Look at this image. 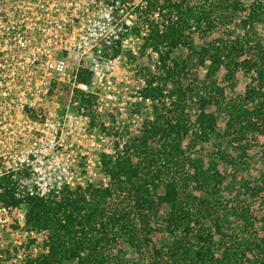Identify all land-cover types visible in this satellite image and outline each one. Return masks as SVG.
Returning <instances> with one entry per match:
<instances>
[{
  "label": "built area",
  "instance_id": "1",
  "mask_svg": "<svg viewBox=\"0 0 264 264\" xmlns=\"http://www.w3.org/2000/svg\"><path fill=\"white\" fill-rule=\"evenodd\" d=\"M145 8V0H0V195L13 187L21 199L0 200V264L48 252V231L28 224L25 198L112 187L107 160L137 152L145 128L161 121L165 97L148 92L161 62L146 44Z\"/></svg>",
  "mask_w": 264,
  "mask_h": 264
},
{
  "label": "trees",
  "instance_id": "2",
  "mask_svg": "<svg viewBox=\"0 0 264 264\" xmlns=\"http://www.w3.org/2000/svg\"><path fill=\"white\" fill-rule=\"evenodd\" d=\"M145 3L146 14L149 11H158L157 19L151 18L149 21L150 33L146 44L155 49L161 46L163 49L159 66L161 73L158 76L161 82L148 92L151 95L156 92L159 96H164V90L168 88L167 83L170 82L171 87L166 92V96L172 99L168 112L170 114L174 112L175 115L169 114L167 117L166 113H161L159 115L161 121L158 122L156 119L145 128L141 140L134 144V148L137 149V153L134 154L137 156L136 159L134 155L125 153L109 164L106 171L111 176L112 187L89 185L85 189L65 188L58 200L25 198L28 224L48 231L47 254L40 259L30 260L28 264H63V261L72 260H76V264H118L111 262L105 252L109 242L116 240V233L109 229V225L115 226L119 233H126L129 244L140 250V245L135 243L136 218L129 217V214L135 213L139 217L143 223V228L140 229L144 240L150 241L148 235L152 227L144 211L154 205L164 204L167 207L165 223L166 230L171 235L178 230L185 233L190 231L189 222L194 220L191 218L196 213L195 210L209 216L217 212L213 200L193 194L187 191L186 187H178L171 180L174 179L175 172L179 174L184 170L181 141L189 132L183 116L188 98L194 100L199 108L194 121L196 125L194 137L200 140L207 139L211 132L217 129L216 116L213 112L206 111L207 106L224 110V114L228 116L224 134L233 133L234 140L242 139L248 129L255 131L259 128L257 118L263 114V103L259 101L251 108L246 104H235L231 100L226 101L222 107L224 86L214 80V76L221 69L225 71L224 79L228 80L234 77L240 67L249 69L252 63L249 54L255 55L257 57L255 59L264 60V50L257 43L251 47L247 34L236 35L226 41L216 37L201 44L198 57L203 64L204 58L208 60L206 78L209 79L201 86L195 85L194 81L191 85H183L181 77L185 61L181 63L170 59V52L177 47L186 48L191 53L195 52L194 40L200 38L198 31L202 32V37L209 34L217 28V21H220L227 11L233 16L242 12L243 15H238L239 24L242 28H252L255 22L264 16V0H251L246 6L241 0H145ZM216 11L218 17L212 16ZM231 34L232 32H229V35ZM255 59L252 64H256ZM263 75L261 70H257V76L263 83H260L259 87H248L244 95L246 99L250 101L254 98L264 99ZM173 95L175 97H172ZM150 143L158 144L159 148L152 147ZM185 161L190 162L192 166V172L188 173V176L194 183V190L216 198L222 186V173L215 166L204 168L196 159ZM228 161L233 163L232 159ZM165 175H168V179L163 177ZM261 184L256 186L254 183L246 182L242 188L244 192L254 196L264 190V180ZM114 187L115 191L128 194L131 205L129 210L121 213L114 211L108 217L102 205L112 196ZM158 187H161L162 191L154 193ZM12 188L2 193L0 200L6 204L17 205L21 199L13 196ZM236 190L239 193V189ZM86 192L90 200L87 199ZM228 208L227 205L223 206L225 211L217 215L215 223L220 220L226 222ZM237 208L235 207V210ZM239 210L240 212L235 214L242 232L237 239V249L242 256H246L247 251L254 250L263 253L264 256V233L259 235L254 228L249 207L240 206ZM216 227L222 237L228 235L227 230H222L221 225L216 224ZM243 230L248 233L247 237H244ZM196 237L194 243L181 239L172 241L166 250L168 260L174 264H211V259H214L213 264H218L222 260V264H227L225 260H229L227 259L229 251L224 252L222 259L214 258L211 249L214 238L212 232H208L206 238L198 234ZM153 248L159 253L157 246L154 245ZM234 262L236 263V260Z\"/></svg>",
  "mask_w": 264,
  "mask_h": 264
},
{
  "label": "rangeland",
  "instance_id": "3",
  "mask_svg": "<svg viewBox=\"0 0 264 264\" xmlns=\"http://www.w3.org/2000/svg\"><path fill=\"white\" fill-rule=\"evenodd\" d=\"M134 1L136 2L137 0ZM241 2L246 6L251 0H241ZM150 12L151 11H149L148 14ZM216 13L217 11L213 12L212 16L218 17ZM240 14L243 15L241 12L238 13L237 16H233L230 14V11H227L226 15L221 17L220 21H217V18L215 19V21H217V28L210 31L209 34H205L206 36L204 35L202 37V32L198 31L200 38L194 40L195 52L191 53L188 49L183 47L174 48L170 52V59H175L181 63L185 61V64L183 65L185 69H182L183 76L181 77L183 85H191L192 81H194L195 85L201 86L202 83L205 85V81L209 80L206 78L208 60L204 58L203 64L198 57L199 47L207 40L219 37L221 41H226L232 39L236 35L244 36L247 34L250 39L249 44L251 47L257 43L258 46L264 50V16L259 21L255 22L253 27L249 29L248 27L242 28L239 24L238 15ZM151 18L152 17H149L148 15V18H145V22L150 23L149 21ZM229 32H232V34L229 35ZM162 50V47L158 46L157 51L160 53V57L163 54ZM251 56L253 58H251ZM248 57L251 59L250 61L252 63L253 59L257 58L252 54H249ZM144 60L146 63H150L153 58L149 55L148 57H145ZM161 60L162 58H160V62ZM255 62L256 64L251 63L249 65V69L240 67L236 71L234 77L230 80L224 79L225 71L221 69L214 76V80L221 86H224V97L222 98L221 103L222 107L226 101L231 100L235 104H246L251 108L259 101L263 103V114L257 118L259 125L257 130L253 131L248 129L245 131V136L242 139L234 140L233 133L228 135L224 134L228 119V116L224 114V110L218 109L215 106H207L206 111H211L216 116L217 129L216 131L211 132L207 139L200 140L194 137L196 131L194 121L196 113L199 111H197V109H199L198 105L196 106L194 100L188 98L184 106L183 116L186 120L185 123L189 128L188 134L183 137L181 141V148L184 151V154H182L181 157V160L184 162V170H181V173L179 174H176L177 172H175L174 179L171 180L178 187H186V190L193 194L213 200L217 212L212 213L209 216L195 210L196 213L192 215L191 218L194 220L189 222L190 231L185 233L182 230H178L171 235L166 230L165 218L167 207L164 204L157 206L154 205L151 209L144 211L147 217H149L150 225L152 227L151 232H149L148 235L150 241L144 240L142 229H140L143 228L142 221L139 220V217H137L135 213H131L129 214V217L136 218L135 235L137 238L135 243L140 245V250H137L135 246L129 244L126 233H119L115 226L109 225V229L116 233V240L109 242L105 250L107 257L111 262H117L118 264H174V262L168 260L166 254L167 247L172 241L181 239L182 241H191L194 243L197 240V234L206 238V234L212 232L214 238L212 240L211 249L214 253V258L222 259L224 252L229 251L230 257L228 255L229 258L227 257V259L230 261L225 260L227 264H264L263 253H257L256 250H254L252 252L247 251L246 256H242L237 249L238 245L236 244L238 243L237 239H239V234L241 235L242 232L241 226L237 224L239 220L235 214V212H240V206L250 208L254 228L257 229L259 235L264 233V190L251 196L247 194V192H244L242 188L246 182L261 186V182L264 180V99L261 100V98H254L253 101H250L244 97L248 87H259L260 83H263L257 76V70H261L264 74V60L255 59ZM170 85V82L167 83L168 88L171 87ZM167 89L164 90V93L167 92ZM262 90L264 91V84ZM163 97H165V99L161 104L159 115H161L160 113H166L167 117H169L170 113L168 111L170 110L172 99L167 96ZM172 97H175V95ZM170 115L175 114L172 112ZM158 117L160 118V116ZM139 138H142V136H139ZM150 144L154 148H159L158 144ZM135 153L137 152L132 153V155ZM134 156L136 159L137 156ZM120 157V155L118 157H112L107 160L106 164H112L116 158ZM188 159H196V161L204 168L215 166L222 173V186L218 194H216V198H213L204 192L194 190V183L188 176V173L191 174L192 172V166L190 162L185 161H188ZM228 159H232L233 163H230ZM174 170L175 168L172 172ZM181 174H183V176ZM167 176L165 175L163 177L168 179ZM236 189H239V193H237ZM161 191L162 188L158 187L154 190V193H160ZM86 194L88 196L87 199L90 200L91 198L89 194L87 192ZM105 201L106 202L102 205V208L105 210L107 216H111L114 211L121 213L129 210L131 205L130 198L126 192L115 191L114 194ZM224 205L229 207L227 209L226 222L220 220L218 223H215L217 215L221 211H225V209H223ZM235 207H238L237 210H235ZM105 220L108 223H111L107 219ZM216 224L221 225L222 230H227L228 235L222 237L221 233L217 232ZM247 235L248 233L244 232V237H247ZM154 245L160 250L159 253L154 251ZM234 260H236V263ZM210 263L213 264L214 259H211ZM222 263L223 260L218 264ZM63 264H76V260L63 261Z\"/></svg>",
  "mask_w": 264,
  "mask_h": 264
}]
</instances>
